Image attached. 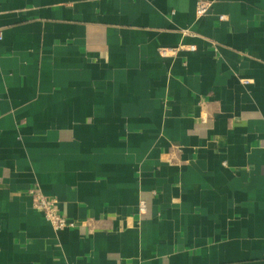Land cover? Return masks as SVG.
<instances>
[{
	"label": "crops",
	"instance_id": "1",
	"mask_svg": "<svg viewBox=\"0 0 264 264\" xmlns=\"http://www.w3.org/2000/svg\"><path fill=\"white\" fill-rule=\"evenodd\" d=\"M0 36V264H264V0H0Z\"/></svg>",
	"mask_w": 264,
	"mask_h": 264
},
{
	"label": "built area",
	"instance_id": "2",
	"mask_svg": "<svg viewBox=\"0 0 264 264\" xmlns=\"http://www.w3.org/2000/svg\"><path fill=\"white\" fill-rule=\"evenodd\" d=\"M206 11H207L206 3L200 2L197 4L196 14L198 16L206 13ZM188 49L192 51L195 49V47L189 46ZM174 51H175L174 48L162 49L161 55L167 56ZM242 82L244 84H247L248 80H242ZM30 193L33 197L35 207L44 214L45 218L50 222V224L54 229L72 227L76 224L75 222L67 221L64 217H62L59 214L57 200L50 197H45L40 192L37 191H31ZM139 212L142 214L146 213V207L143 204L139 206Z\"/></svg>",
	"mask_w": 264,
	"mask_h": 264
}]
</instances>
